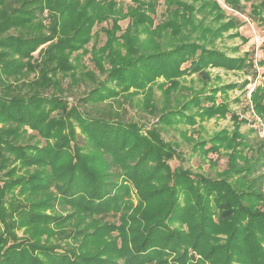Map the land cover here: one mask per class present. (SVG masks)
Instances as JSON below:
<instances>
[{
	"label": "trees",
	"instance_id": "obj_1",
	"mask_svg": "<svg viewBox=\"0 0 264 264\" xmlns=\"http://www.w3.org/2000/svg\"><path fill=\"white\" fill-rule=\"evenodd\" d=\"M224 2L241 14L250 3L264 23V0ZM164 5L156 23L159 0H0V264H264V142L241 132L250 121L227 100L251 81L211 73L254 68L217 44L244 23L217 0ZM193 75L198 88L183 83ZM87 80L97 85L81 104L107 111L70 106L66 92ZM140 94L157 119L146 130L111 106ZM249 101L264 128V83ZM228 116L231 131L188 137L204 159L226 151L223 171L171 167L181 152L163 131Z\"/></svg>",
	"mask_w": 264,
	"mask_h": 264
},
{
	"label": "rangeland",
	"instance_id": "obj_2",
	"mask_svg": "<svg viewBox=\"0 0 264 264\" xmlns=\"http://www.w3.org/2000/svg\"><path fill=\"white\" fill-rule=\"evenodd\" d=\"M121 4L126 7L132 3V0H119ZM219 4L225 9L228 16L237 17L240 21L244 23V25L239 29L241 37L232 39L229 38L226 34L225 38L219 39L217 44L219 48L225 50L231 56H242L244 53H249V58L254 61V68L250 69V74H245L244 72L237 71H225L222 69H211L212 77L215 78L219 76L221 78V84L228 83H238L241 84L244 80L248 79L251 81V84L247 86L246 89L241 90L240 88L230 91L228 102L230 103V107L233 111L238 113L242 118L249 119V124H244L241 127V132L246 136L250 137V140L253 144L261 143V140L264 142V128L262 127L261 121L256 118L249 109H247V105L250 103V91L258 84L264 83V66L260 67L258 63L264 59V23L258 18L253 17L251 12L250 3L245 4L246 11L244 14L239 12H235L225 4L224 0H217ZM165 11L164 0H159V6L157 8V13L155 16L156 23H159L163 19V14ZM128 21H124L121 23L122 27L125 28L127 26ZM106 27V24L103 25ZM101 27L98 26L95 28V31H98ZM234 33V31H231ZM106 40V36L102 33L98 38V44L103 45ZM94 41L88 46V49H91ZM238 48L237 52H234L233 49ZM84 66L89 70L94 71L95 67L91 61L90 55L84 58ZM96 71V70H95ZM98 75L97 81L103 80V76H99V73L96 71ZM256 75V76H255ZM34 75H31V79ZM195 80V88H198L200 85L197 81V75H193L191 77H187L183 83L190 84L191 81ZM69 78L64 80V87L68 88ZM97 81L87 80L86 82H81L79 85L72 87V89L66 92L67 95L65 97L70 103V106H78L82 112L87 114H92L96 112L98 109H103V111H107V107L104 105L94 106V105H83L81 101L86 95L95 88L97 85ZM163 79H160L159 82H163ZM156 97L160 99L161 90L156 89ZM49 92L47 95H51ZM128 99V98H127ZM143 95L140 94L134 100L131 101H122V98L119 100L120 104L111 101V106L119 109V114H122L125 122H137L142 125L143 129L146 130L150 128L154 123L157 122V119L150 115L149 112L143 110ZM222 101L221 94H218L217 103ZM109 106V105H107ZM226 119H212L210 121L205 122L202 126L196 128H186L183 125H180L179 128L181 130L188 129L189 131L180 132L177 129H168L163 131V137L165 141L173 143L176 147H179V151L181 152L180 156L170 162V165L173 169L178 166H183L185 168L191 169L194 173L203 174L208 177L215 178L218 172L223 171L227 167V154L226 151H222L219 154H211L207 158H203L200 155H196L194 152V142L188 139L190 133H194L200 135V137L204 136L205 138L209 137L212 133L216 131H220L222 129H228L231 131L233 129V123L229 118ZM167 131V132H166ZM30 134H34L29 131ZM187 133V134H185ZM196 135L194 139L198 137ZM195 141V140H193ZM79 142L85 144L83 137L79 138ZM259 145V143H258ZM6 171V170H5ZM1 173V172H0ZM3 173V172H2ZM1 173V175H2ZM0 175V176H1ZM2 179V177L0 178ZM109 222H116L118 219L115 216H109L105 219ZM3 226H1V230ZM17 234L20 239L24 237V230H17Z\"/></svg>",
	"mask_w": 264,
	"mask_h": 264
},
{
	"label": "built area",
	"instance_id": "obj_3",
	"mask_svg": "<svg viewBox=\"0 0 264 264\" xmlns=\"http://www.w3.org/2000/svg\"><path fill=\"white\" fill-rule=\"evenodd\" d=\"M253 90V89H252Z\"/></svg>",
	"mask_w": 264,
	"mask_h": 264
}]
</instances>
